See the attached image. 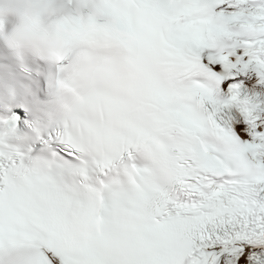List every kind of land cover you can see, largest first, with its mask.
<instances>
[{"label":"snow or ice","instance_id":"6c2138e0","mask_svg":"<svg viewBox=\"0 0 264 264\" xmlns=\"http://www.w3.org/2000/svg\"><path fill=\"white\" fill-rule=\"evenodd\" d=\"M184 3L96 102L122 135L0 136V264H264V0Z\"/></svg>","mask_w":264,"mask_h":264},{"label":"clouds","instance_id":"9594fccd","mask_svg":"<svg viewBox=\"0 0 264 264\" xmlns=\"http://www.w3.org/2000/svg\"><path fill=\"white\" fill-rule=\"evenodd\" d=\"M184 7V0H0V37L20 60L31 54L55 65L56 97L76 126L118 136L126 131L120 118L96 102L120 90L131 59L165 44L170 17ZM6 242L0 237V248Z\"/></svg>","mask_w":264,"mask_h":264}]
</instances>
